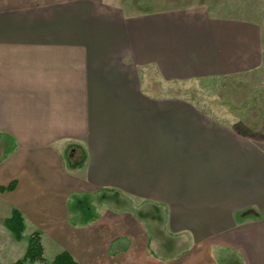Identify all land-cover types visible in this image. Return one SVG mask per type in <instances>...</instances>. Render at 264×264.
Returning <instances> with one entry per match:
<instances>
[{"label":"crops","instance_id":"0c3cea01","mask_svg":"<svg viewBox=\"0 0 264 264\" xmlns=\"http://www.w3.org/2000/svg\"><path fill=\"white\" fill-rule=\"evenodd\" d=\"M104 2L0 0V206L79 264H264L263 147L210 104L143 84L144 68L170 83L248 72L256 24ZM112 190L139 209L101 202L72 223L69 198Z\"/></svg>","mask_w":264,"mask_h":264},{"label":"rangeland","instance_id":"374dc122","mask_svg":"<svg viewBox=\"0 0 264 264\" xmlns=\"http://www.w3.org/2000/svg\"><path fill=\"white\" fill-rule=\"evenodd\" d=\"M103 1V0H102ZM106 6H110L122 12L125 18L134 16L136 13L148 15L154 13H166L178 8H199L217 16L238 19L242 22L256 24L261 45V60L258 65L246 73L226 75L222 77L198 78L167 82L157 76L156 71L144 68V85L170 86V91L176 96H182L189 100L200 101L210 104L212 112L218 116L229 118L232 122L246 126L253 133L256 143L264 149V0H104ZM101 3V1H100ZM102 5V3H101ZM108 8V7H107ZM5 142L0 139V157ZM71 164L75 168L77 163L84 159L71 157ZM79 161V162H78ZM92 203L96 211L106 212L103 203L112 204V208H130L138 210V206L132 202L131 197L123 196L122 191H91ZM103 192V193H102ZM79 191L76 195H82ZM97 194V195H95ZM72 196V195H71ZM128 196V197H127ZM72 198V199H71ZM69 198L73 200V196ZM69 201V200H68ZM129 202L127 205H123ZM11 208L0 206V261L2 264H13L22 258L28 244L29 236L33 231H39L36 226L29 222L24 232V238L17 240L14 234L5 225V215L10 213ZM73 219L79 220V216L72 214ZM92 222V221H91ZM89 224V223H88ZM77 225H84L77 223ZM87 225V224H85ZM45 261L27 264H49L55 256L61 252L62 245L52 244L48 237H44ZM176 244V243H175ZM216 249L220 246L214 245ZM63 251V250H62ZM216 251V250H215ZM218 252V251H217ZM216 252V253H217ZM222 254H218V257ZM182 256V255H181ZM229 256V255H226ZM180 263L183 259H179ZM178 261V262H179ZM236 264V263H232Z\"/></svg>","mask_w":264,"mask_h":264},{"label":"trees","instance_id":"16d2710c","mask_svg":"<svg viewBox=\"0 0 264 264\" xmlns=\"http://www.w3.org/2000/svg\"><path fill=\"white\" fill-rule=\"evenodd\" d=\"M8 143H13L12 139L7 136ZM10 146H8L9 148ZM7 148V149H8ZM9 150H6L7 154ZM16 183L11 182L8 186H2L1 191L14 189ZM70 210L72 213L79 216V220L72 218L73 224H88L91 221L98 218L99 214L92 203V194L83 193L82 195H74L73 200L70 204ZM5 225L9 231H11L17 240H22L24 238V232L26 229L25 219L22 211L18 208H14L11 211L9 217L5 219ZM45 261V247L43 244L42 235L39 231H33L28 240L26 251L22 258L15 261L13 264H27L34 262H44ZM0 264L1 261H0ZM49 264H79L69 251L64 250L57 254L55 258Z\"/></svg>","mask_w":264,"mask_h":264}]
</instances>
